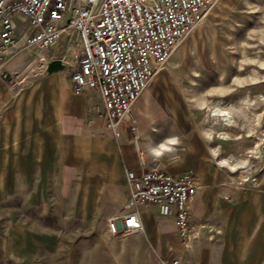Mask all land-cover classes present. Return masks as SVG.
<instances>
[{"label": "crops", "instance_id": "crops-1", "mask_svg": "<svg viewBox=\"0 0 264 264\" xmlns=\"http://www.w3.org/2000/svg\"><path fill=\"white\" fill-rule=\"evenodd\" d=\"M66 47L60 37L48 51L20 49L0 59V72L11 74L0 76V202L22 196L31 207L60 205L61 194L69 191L70 211L76 217L105 218L108 237L143 244L155 258H167L179 245L174 218L160 215L152 204L126 206V170L140 172L156 160L172 175L195 176L197 191L188 204L194 236L182 264H264V156L256 183L234 187L233 169L211 157L200 133L163 135L169 141L162 148L143 142L144 133L170 124L158 116L139 115L146 104L138 100L133 128L122 124L115 137L89 109L100 104L99 95L72 93L70 66L74 68L76 60ZM52 59H61L64 70L46 73ZM101 196L106 199L103 209ZM132 210L140 217L143 233L110 235L108 222Z\"/></svg>", "mask_w": 264, "mask_h": 264}, {"label": "rangeland", "instance_id": "rangeland-1", "mask_svg": "<svg viewBox=\"0 0 264 264\" xmlns=\"http://www.w3.org/2000/svg\"><path fill=\"white\" fill-rule=\"evenodd\" d=\"M77 49L73 44L70 56ZM142 94L138 104L146 105L138 114L170 124L144 133L143 142L162 148L169 141L163 135L194 131L211 157L233 169V181L257 179L264 156V0H218ZM150 166L160 168L156 160ZM69 194H61L60 205L31 207L22 196L0 202V264H162L143 244L108 237L107 219L76 217ZM100 200L103 209L105 196Z\"/></svg>", "mask_w": 264, "mask_h": 264}, {"label": "built area", "instance_id": "built-area-1", "mask_svg": "<svg viewBox=\"0 0 264 264\" xmlns=\"http://www.w3.org/2000/svg\"><path fill=\"white\" fill-rule=\"evenodd\" d=\"M218 0H0V59L20 49L41 53L66 35L76 60L70 66L72 93L96 92L91 106L107 130L117 137L122 124L133 128V106L152 78L168 63L175 49L205 18ZM22 34V35H19ZM21 41V42H20ZM6 79L11 74L0 72ZM143 163V161H141ZM256 179L233 182L246 188ZM128 208L152 204L160 215L175 220L179 245L162 264H182L194 236L188 204L196 194L195 176L172 175L150 167L126 170ZM112 236L141 234L135 211L107 224Z\"/></svg>", "mask_w": 264, "mask_h": 264}, {"label": "water", "instance_id": "water-1", "mask_svg": "<svg viewBox=\"0 0 264 264\" xmlns=\"http://www.w3.org/2000/svg\"><path fill=\"white\" fill-rule=\"evenodd\" d=\"M65 66L62 63L61 59H52L46 64L45 71L46 73H55L64 70Z\"/></svg>", "mask_w": 264, "mask_h": 264}, {"label": "bare ground", "instance_id": "bare-ground-1", "mask_svg": "<svg viewBox=\"0 0 264 264\" xmlns=\"http://www.w3.org/2000/svg\"><path fill=\"white\" fill-rule=\"evenodd\" d=\"M214 114L217 115L216 112H214ZM221 115H225V114L223 112H221Z\"/></svg>", "mask_w": 264, "mask_h": 264}, {"label": "snow or ice", "instance_id": "snow-or-ice-1", "mask_svg": "<svg viewBox=\"0 0 264 264\" xmlns=\"http://www.w3.org/2000/svg\"><path fill=\"white\" fill-rule=\"evenodd\" d=\"M173 143H174V141H173Z\"/></svg>", "mask_w": 264, "mask_h": 264}]
</instances>
